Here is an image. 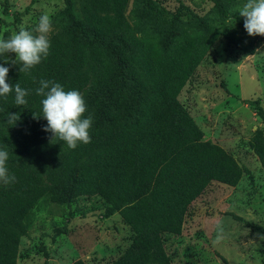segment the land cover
<instances>
[{
  "label": "trees",
  "instance_id": "16d2710c",
  "mask_svg": "<svg viewBox=\"0 0 264 264\" xmlns=\"http://www.w3.org/2000/svg\"><path fill=\"white\" fill-rule=\"evenodd\" d=\"M62 2L63 27L50 35L46 59L20 73L11 64L15 57L7 63L0 57L10 68L7 82L30 90L24 106L15 105L14 93L0 97V149L8 151L9 172L17 178L0 185V264H16L19 239L39 200L69 204L78 197L96 198L101 217L117 213L132 232L124 250L103 264H171L163 234L180 233L190 202L205 186H234L245 170L203 137L177 99L219 32L200 20L149 35L127 20V0ZM214 3L225 14L223 0ZM150 7L142 1L139 16L151 19ZM41 79L83 94L85 116L93 119L90 143L70 149L44 131L47 120L36 116L42 110L43 97L35 94ZM10 113L19 114L14 124L7 121ZM250 147L264 164L260 130Z\"/></svg>",
  "mask_w": 264,
  "mask_h": 264
},
{
  "label": "rangeland",
  "instance_id": "374dc122",
  "mask_svg": "<svg viewBox=\"0 0 264 264\" xmlns=\"http://www.w3.org/2000/svg\"><path fill=\"white\" fill-rule=\"evenodd\" d=\"M142 1L127 0L124 12L133 27L136 22V29L149 35L172 23L179 29L200 20L217 28V39L177 99L203 137L245 169L234 186L215 181L205 186L190 202L180 233L163 234L171 264H264V164L250 147L255 130L264 135V36L247 34L238 12L245 0H223V15L214 0H147L151 19L139 16ZM62 5V0H0V37L34 30L43 14L52 19L55 33L63 27ZM102 211L94 197L69 204L39 200L19 239L16 264H68L76 258L103 264L116 258L132 232L117 213L103 218ZM218 221L224 223L225 239L213 245Z\"/></svg>",
  "mask_w": 264,
  "mask_h": 264
},
{
  "label": "clouds",
  "instance_id": "9594fccd",
  "mask_svg": "<svg viewBox=\"0 0 264 264\" xmlns=\"http://www.w3.org/2000/svg\"><path fill=\"white\" fill-rule=\"evenodd\" d=\"M244 18V28L249 36H264V0H245L238 10ZM53 32V22L49 15L43 14L34 30L21 28L9 38L0 37V57L9 61L10 54H15L11 64L19 65L20 73H30L43 59L50 54V34ZM10 68L0 64V97L7 98L14 93V103L24 106L28 103L26 97L30 90L24 89L19 83L12 85L7 82ZM35 94L43 97L40 115L47 120L44 131L52 134V140L64 142L68 148L76 149L79 144L91 142L90 128L93 124L91 115L85 116L87 104L83 94L78 90L65 91L57 82L47 79L39 80ZM19 119L18 113L7 115L9 124ZM9 153L0 149V185L14 184L17 180L9 172ZM213 245H219L225 239V226L222 221L215 224ZM264 238V237H262Z\"/></svg>",
  "mask_w": 264,
  "mask_h": 264
}]
</instances>
